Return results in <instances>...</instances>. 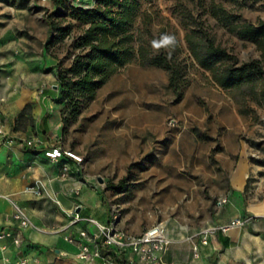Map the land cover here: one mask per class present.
<instances>
[{
  "label": "rangeland",
  "instance_id": "rangeland-1",
  "mask_svg": "<svg viewBox=\"0 0 264 264\" xmlns=\"http://www.w3.org/2000/svg\"><path fill=\"white\" fill-rule=\"evenodd\" d=\"M18 1L31 3L34 29L43 32L41 40L33 34L34 50L42 46L48 55L39 71L49 83L41 89H53L60 97L51 83L57 85L58 68L68 67L79 51L77 39L87 26L82 16L95 0ZM221 1L231 22L264 25V0ZM138 2L132 43L135 48L146 44L150 54L168 51L175 42L183 64L180 90L169 85L166 68L142 63L135 52L82 103L75 119L62 122L60 141L82 158L83 173L102 186L118 213L119 228L138 233L161 222L172 236L188 239L212 223L224 203L219 201L229 197L238 161L264 166V99L247 85L222 88L190 56L184 40L193 25L188 12H203L209 0ZM203 16L216 41L240 62L264 59L252 40L207 13ZM45 18L55 26L52 32L48 28L49 39L44 37ZM254 175L246 173V198ZM257 175L264 177V170ZM108 182L114 188H107Z\"/></svg>",
  "mask_w": 264,
  "mask_h": 264
},
{
  "label": "crops",
  "instance_id": "crops-1",
  "mask_svg": "<svg viewBox=\"0 0 264 264\" xmlns=\"http://www.w3.org/2000/svg\"><path fill=\"white\" fill-rule=\"evenodd\" d=\"M48 28L46 22L45 39ZM33 34L38 40L43 37V32L34 29L31 3L0 0V122L16 138L11 143L0 141V230H15V207L30 221L20 232L19 245L10 237L0 238V264H17L21 256L26 264H85L75 258L86 241L79 230L93 231L86 218L106 223L113 210L102 186L83 173L80 162L63 156L60 160L68 166L63 174L59 163L44 154L50 145L62 146V105L53 89H41L49 83L48 76L39 71L48 55L42 46L34 50ZM25 138L34 140V146L21 143ZM260 169L264 166L238 161L232 170V191L209 225L235 218L247 221L226 232L210 233L206 242L196 236L176 238L165 228L171 239L165 264H264V177L257 175ZM247 171H254L255 179L246 198ZM68 235L72 241L65 238ZM195 243L198 256L193 255ZM118 258L122 264H144L132 255Z\"/></svg>",
  "mask_w": 264,
  "mask_h": 264
},
{
  "label": "trees",
  "instance_id": "trees-1",
  "mask_svg": "<svg viewBox=\"0 0 264 264\" xmlns=\"http://www.w3.org/2000/svg\"><path fill=\"white\" fill-rule=\"evenodd\" d=\"M54 2L60 4V0ZM138 6V0H95L94 7L83 14L82 20L87 26L77 39L79 51L68 67H60L56 73L57 89L62 93L57 97V102L62 105L60 114L64 125L75 119L82 103L92 99L97 87L120 66L130 62L135 52L142 63L166 68L169 85L176 91L180 90L182 84L179 77L183 64L178 58L180 49L175 42L169 44L168 51L150 54L146 44L134 47L132 26ZM206 13L224 25H230V30L237 36L252 40L263 57L264 25L254 26L247 21L233 23L231 13L221 0H209L203 12H188L193 25L188 24L184 33L190 56L209 71L219 86L233 89L247 85L252 92L258 89L264 99V59L253 58L240 62L234 53L216 41L215 34L205 24L206 17L203 15ZM45 19L50 32L54 31V23ZM107 188H114V185L108 182Z\"/></svg>",
  "mask_w": 264,
  "mask_h": 264
},
{
  "label": "built area",
  "instance_id": "built-area-1",
  "mask_svg": "<svg viewBox=\"0 0 264 264\" xmlns=\"http://www.w3.org/2000/svg\"><path fill=\"white\" fill-rule=\"evenodd\" d=\"M0 141L10 143L16 141V138L9 135L2 122H0ZM21 143L26 146H34L35 144L31 138L22 139ZM44 154L50 160L59 163V169L63 174L68 170L67 164L60 160L63 156L73 158L78 162L82 160L79 155L64 149L59 144L48 146L44 150ZM225 201L226 198H223L219 203ZM117 216L118 213L113 211L111 220L106 223H101L93 217L86 218L95 229L93 231L79 230V235L86 241L80 245L75 254L76 260L85 264H90L95 260H98L99 264H122L118 256L123 255L124 258L128 259L132 255L144 264H165L164 254L168 250L171 239L168 237L164 225L158 222L145 227L138 233H130L117 227ZM12 218L17 222L15 230L1 229L0 238L10 237L14 244L19 245L22 240L20 232L30 225V221L18 207L14 208ZM74 218L75 220L78 219L77 215ZM246 221V219L235 218L225 224L207 225L197 229L194 236L199 237L202 242H206L210 233L216 230L226 232L229 228L242 225ZM65 238L68 241L73 240L71 235L65 236ZM198 254V246L195 243L193 255L198 256ZM17 264H26V259L23 256L19 257Z\"/></svg>",
  "mask_w": 264,
  "mask_h": 264
},
{
  "label": "clouds",
  "instance_id": "clouds-1",
  "mask_svg": "<svg viewBox=\"0 0 264 264\" xmlns=\"http://www.w3.org/2000/svg\"><path fill=\"white\" fill-rule=\"evenodd\" d=\"M165 39H166V41H169V42H170V41H172L174 38H172V37H166Z\"/></svg>",
  "mask_w": 264,
  "mask_h": 264
},
{
  "label": "water",
  "instance_id": "water-1",
  "mask_svg": "<svg viewBox=\"0 0 264 264\" xmlns=\"http://www.w3.org/2000/svg\"><path fill=\"white\" fill-rule=\"evenodd\" d=\"M56 86H57L56 84L53 85L54 88H55ZM98 180H99L100 182L102 181L101 178H98Z\"/></svg>",
  "mask_w": 264,
  "mask_h": 264
}]
</instances>
